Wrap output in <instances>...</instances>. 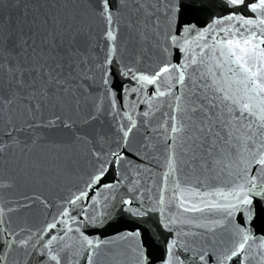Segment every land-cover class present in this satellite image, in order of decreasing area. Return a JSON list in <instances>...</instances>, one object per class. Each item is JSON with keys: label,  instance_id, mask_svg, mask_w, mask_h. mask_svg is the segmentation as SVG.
<instances>
[{"label": "snow or ice", "instance_id": "1", "mask_svg": "<svg viewBox=\"0 0 264 264\" xmlns=\"http://www.w3.org/2000/svg\"><path fill=\"white\" fill-rule=\"evenodd\" d=\"M0 264H264V0H0Z\"/></svg>", "mask_w": 264, "mask_h": 264}]
</instances>
